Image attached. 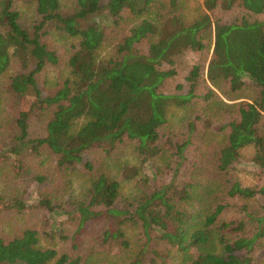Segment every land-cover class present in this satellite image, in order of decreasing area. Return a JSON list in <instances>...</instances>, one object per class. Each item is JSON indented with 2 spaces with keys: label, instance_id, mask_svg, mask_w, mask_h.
<instances>
[{
  "label": "trees",
  "instance_id": "trees-1",
  "mask_svg": "<svg viewBox=\"0 0 264 264\" xmlns=\"http://www.w3.org/2000/svg\"><path fill=\"white\" fill-rule=\"evenodd\" d=\"M20 1L33 6L30 25L23 24ZM183 4L0 0V85L19 109L0 146V215L14 211L17 222L25 220L24 192L35 182L37 207L77 223L67 231L59 226L46 242L26 223L0 234V264H143L153 240L176 264H255L264 239V20L257 17L264 0H204L191 19ZM231 10L243 13L224 19ZM54 33L69 40L65 58L48 39ZM210 50L203 97L197 93L206 81L203 62L179 81L180 92L163 91L178 74L165 63ZM49 67L58 71L56 82L46 76L41 84ZM247 79L253 94L244 93ZM27 94L34 97L25 110ZM195 98H203L204 115L184 116L178 125L191 134L197 119L205 125L202 142L218 145L211 153L202 148L203 162L193 161L180 181L192 141L179 142L175 128L166 129L174 110L195 105ZM242 98L249 100L229 102ZM37 114L46 121L41 137L30 131ZM124 145L130 157L121 155ZM96 146L105 152L97 166L84 159ZM245 150L261 170L259 187L237 177ZM230 198L241 203L242 220L222 218Z\"/></svg>",
  "mask_w": 264,
  "mask_h": 264
},
{
  "label": "rangeland",
  "instance_id": "rangeland-1",
  "mask_svg": "<svg viewBox=\"0 0 264 264\" xmlns=\"http://www.w3.org/2000/svg\"><path fill=\"white\" fill-rule=\"evenodd\" d=\"M204 0H184V4L182 5L181 11H183V14L185 15L187 19H191L194 16L198 14V6L199 4H203ZM18 9L23 12V24L30 25L32 19H28L30 13L33 11V6L25 1H20L18 4ZM243 12H240L239 10H231L224 14V19H234L235 17H239L242 15ZM214 17V15H212ZM259 19L264 20V13L257 16ZM28 23V24H27ZM51 42V44L54 46V48L57 50L58 55H60L62 58H65L68 54V49L70 50V44L69 40L65 39L61 35L54 33L51 36L49 35L48 38ZM147 43L140 44L139 47L143 51H147ZM212 56V50L200 54L197 52L188 51L185 54H183L181 57L176 58V63L174 64H168L165 63V66L167 68L175 67L178 69V74L175 77L169 78L165 84H163L162 89L163 91L170 93V92H180L181 90L178 89V83L179 81L184 80L185 74H187L190 67L195 62H203L205 64L204 68V76L205 80L204 82H201L200 85L197 87V93L199 94V97H203L204 93L207 91L206 87H210V83L207 80V68L210 61V58ZM58 75V71L54 70L52 67H49V70L45 71V76H43L40 79V83L44 81L46 76L48 77V83H55L56 77ZM186 85H184V89L186 90L188 88L187 82ZM0 85V97L3 96L1 99V102L4 104V111L0 112V115L2 117V121L6 124V127L4 128V133H1L0 130V146L3 144V139L9 134L13 132V120L18 115L19 109L15 105L14 98H5V86L3 83ZM218 91V90H217ZM244 93L253 94L254 87L252 82L247 79V87L244 90ZM33 95L27 94L26 97L23 98L22 105L20 107L24 108L25 110H28L32 104H33ZM4 100V102H3ZM242 100H249L247 98L237 99L235 101H229V102H237ZM193 101L196 102L193 106H187L186 108L176 109L174 110L173 114L170 118L169 126L166 130H170L172 128H175V139L179 140V142L183 140H187L190 136L192 144H190L186 148V155H187V163L182 168V173L179 176L180 181L187 180L188 175L185 174L192 168V162H203V156H202V148L210 151V153L215 150L217 147L218 140H215L212 144H204L202 142L201 136L198 134L199 131L203 130V127L205 126L204 123L201 121H198L196 119V129L190 134V132L186 129L184 124L178 125V122H180V119L184 116H189L190 114H193V117L195 118L197 114L204 115V112L201 111V108L204 105L203 98H195ZM251 103V100L248 101ZM34 115L30 122V131L31 135L33 137H41L44 136V129L46 121H44L43 117ZM226 119H230V115L226 113L225 115ZM187 118V117H185ZM214 124L218 125L219 123L215 122ZM205 145V146H204ZM131 151L128 149V146L124 145V149L121 151V155H124V158L131 156ZM252 152L251 150H245L244 157L240 159L239 162H237L235 165L236 168V174L239 179H241L245 184H253L256 185V187H259L260 181L257 179V174H261V170L259 169L258 164H256V161H252ZM105 157L104 149L101 147H94L91 150L87 151L85 154V160L92 161L96 166L103 163ZM48 155L43 154L40 159L45 160V164L43 165L44 168L49 167V159ZM110 166H113L112 162L109 163ZM114 167V166H113ZM190 169V170H189ZM147 173H151V171L146 169ZM261 176V175H260ZM167 176L166 178H168ZM165 178V179H166ZM261 179V178H260ZM127 182V181H126ZM25 185V184H24ZM50 190V187H49ZM39 188L36 185L35 182L29 183L25 192H24V199L28 205V208L24 210L26 214L25 220H20L17 222V218H15L14 214L12 212H5L0 215V234L9 236L18 231L20 226L26 223V225L31 224L33 226H36L40 229V231L43 233V240L46 242L47 236L49 234L55 233L57 235L59 229V226H63V228L68 230L69 227H75L74 223L77 224L74 220L69 219L70 217L68 215H62V214H50L48 210H46L43 207H37L39 202ZM11 191L7 190V193H10ZM125 192L128 193V187H126ZM232 203L231 206H229L227 209H225V212L222 216L224 220H242V217L244 216L243 212L239 208V204H235V200L233 198L229 199ZM263 201V200H261ZM18 217V215H17ZM63 223V224H62ZM56 243H58L57 240H55ZM71 244V240H68ZM118 247H114L112 252L117 251ZM164 249L163 243L157 242V240H153L149 247H147L146 251V257L148 261H145L143 264H176L173 261V258H170L167 252H163ZM143 252V253H144ZM256 262L255 264H264V239L259 245L258 249L256 250ZM141 258H143L141 254Z\"/></svg>",
  "mask_w": 264,
  "mask_h": 264
}]
</instances>
